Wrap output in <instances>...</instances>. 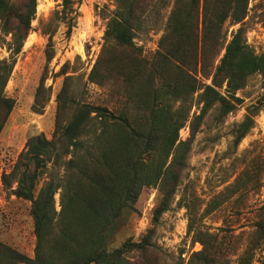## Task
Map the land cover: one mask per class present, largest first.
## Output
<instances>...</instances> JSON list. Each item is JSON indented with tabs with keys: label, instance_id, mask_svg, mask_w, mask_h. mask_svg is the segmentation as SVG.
Instances as JSON below:
<instances>
[{
	"label": "trees",
	"instance_id": "trees-1",
	"mask_svg": "<svg viewBox=\"0 0 264 264\" xmlns=\"http://www.w3.org/2000/svg\"><path fill=\"white\" fill-rule=\"evenodd\" d=\"M161 1L165 0H114V8L103 14L105 42L88 79L121 98L115 109L76 100L70 76H65L56 97L52 137L44 133L29 137L8 175L9 184L16 182L13 194L31 202L34 256L0 242V264H163L161 255L152 251L155 225L175 198L203 119L215 106L223 119L242 102L236 93L251 75L260 73L264 79V52L256 53L245 38L243 23L250 0H173L158 50L144 57L134 39ZM81 2L62 1L60 12L68 32ZM36 9L37 0H0V31L10 52V60L0 59V133L15 106L5 86L32 30ZM227 19L241 25L226 42L222 30ZM221 49L223 55L211 68L209 57L215 61ZM52 57L49 54L48 61ZM44 89L42 79L37 110ZM195 104L201 105L200 113L191 115ZM260 110L250 107L236 126L234 147L255 126ZM187 124L190 136L181 139L180 130ZM57 167L64 169L60 178L55 176ZM45 174L48 179L39 187ZM237 185L227 187V198L240 191ZM147 186L158 188L161 195L153 227L139 241L129 238L119 243V234ZM221 203H210L201 216ZM184 205L188 234L202 248L188 260L182 251L175 264H225L231 256H236V264H264V259H256L264 246V215L247 236L244 231L220 235L200 228L197 213L189 203Z\"/></svg>",
	"mask_w": 264,
	"mask_h": 264
},
{
	"label": "rangeland",
	"instance_id": "rangeland-1",
	"mask_svg": "<svg viewBox=\"0 0 264 264\" xmlns=\"http://www.w3.org/2000/svg\"><path fill=\"white\" fill-rule=\"evenodd\" d=\"M62 1L37 0L32 30L22 51L16 56L14 68L5 86V93L15 100V106L0 133V242L30 257L34 256L36 246L31 202L13 194L16 182L8 183V175L25 149L28 138L39 133L52 137L57 111L56 97L66 75L70 76L68 82L71 95L78 101L102 104L111 109H115L122 101L107 88L88 79L105 42L107 18L103 14L114 8V0H82L80 4H76L78 15L71 32H68L60 12ZM172 4L173 0L158 3L137 31L134 40L141 47L142 56L149 58L158 50ZM240 25L232 24L228 19L225 21L222 33H225L226 42ZM243 26L248 45L256 53H263L264 0L249 1ZM3 41L0 31V59L10 60V52ZM52 53L53 57L48 61V56ZM223 53L224 49H221L215 61L209 57L211 68L219 62ZM63 71L67 73L63 75ZM198 77L204 80L201 73ZM42 79H45V89L38 97L37 110L36 93ZM204 81L211 83V78ZM236 95L242 102L223 119L218 116L217 106L205 115L193 140L189 165L182 172L175 198L155 225L156 232L152 240L155 247L152 251L161 255L163 264H175L182 251V257L188 260L193 251L202 248L200 242H193L192 233L188 234L185 203H189L197 213V225L200 228L220 235L244 231L247 236L253 232L260 216L264 215L262 75H251L247 84ZM253 106L261 107L255 116V126L234 147V130ZM200 110L201 105L195 104L190 113H200ZM189 136L190 127L187 124L180 130V138L187 139ZM54 172L60 178L64 169L57 167ZM46 179L47 174L39 187ZM234 182L238 184L240 191L227 198V187ZM160 200L158 188L147 186L142 190L135 212L119 234V243L129 238L139 241L149 227H153L154 211ZM215 200L222 203L202 217L204 209L210 203L215 204ZM55 202L59 211L60 190L55 194ZM256 259H264V246L256 253ZM236 261V256H231L225 264H236Z\"/></svg>",
	"mask_w": 264,
	"mask_h": 264
},
{
	"label": "bare ground",
	"instance_id": "bare-ground-1",
	"mask_svg": "<svg viewBox=\"0 0 264 264\" xmlns=\"http://www.w3.org/2000/svg\"><path fill=\"white\" fill-rule=\"evenodd\" d=\"M81 36L84 38L85 36L83 34H81Z\"/></svg>",
	"mask_w": 264,
	"mask_h": 264
}]
</instances>
